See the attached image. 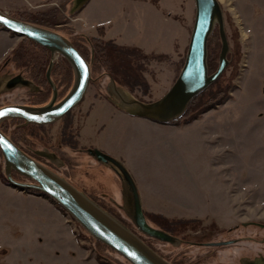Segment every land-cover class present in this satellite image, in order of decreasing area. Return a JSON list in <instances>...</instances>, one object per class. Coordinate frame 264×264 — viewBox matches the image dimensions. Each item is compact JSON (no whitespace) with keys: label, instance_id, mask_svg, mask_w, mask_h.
<instances>
[{"label":"rangeland","instance_id":"1","mask_svg":"<svg viewBox=\"0 0 264 264\" xmlns=\"http://www.w3.org/2000/svg\"><path fill=\"white\" fill-rule=\"evenodd\" d=\"M60 2L62 0H38L34 6L31 4L28 6L22 5L21 0H9L12 10L8 13L17 16L19 11L44 10L49 7L48 4ZM220 2L223 6L226 31L231 46L230 63L223 72L222 81L225 83V78L232 73L236 76L233 77V84L223 102L207 109L204 108L206 106L202 107L196 103L198 106L194 107L191 114L195 111V113L202 111L197 117L199 118L211 111L210 113L214 115L226 114L234 119L207 125V127L210 126L212 132L217 131L213 134H220L217 141L216 136L206 132L207 127L204 126L190 128L183 132L184 135L174 131V140L170 134L152 132V136L157 134L149 140L152 143L153 155L148 164L139 167L141 172H147L150 175L149 183L163 184V187L171 192L168 199L164 200L166 203L171 200L170 203L173 201L176 209L187 204L196 212L208 213L203 219L198 216L188 217L201 220L197 227L195 224L187 226L193 239L219 240L239 234L253 233L256 235L254 241L244 240L224 245L215 251L212 250L209 254L206 250L208 248L184 244L179 252L180 254L188 253L189 261L191 260L194 264H239L238 258L242 253L254 256L264 250V243L260 240L264 235V229L248 225L250 221L264 222V0H220ZM129 5V0H97L94 10L98 13L108 11L112 14L122 12V9L132 12L131 8L128 9ZM173 7L174 14L183 16L185 29L183 36L181 35L177 45L175 44L176 47L174 46L172 57L155 55L157 53H151L152 55L148 53L146 57H139V54L133 56L137 58L138 63L143 65L148 87L139 84L127 88L145 101L161 97L178 76L184 63L196 15L195 1L174 0ZM68 10L69 3L62 5V10L56 12L62 21L56 28L80 46L89 61L91 60L92 80L83 101L54 123L28 124L26 128L17 130L22 120L9 119L4 121L2 129L20 140L27 150L44 147L55 150L64 163L58 166L46 161L48 166L96 200L140 234L166 259L174 263V244L141 233L122 207V186L117 174L84 150L77 149L89 145L103 146L105 143L119 146L122 140L109 141L110 137L105 134L106 130H104L106 124L102 125V121L106 122L114 114L113 110L110 111V107L115 108L105 96L106 85L110 80L106 75L108 72L95 61L90 36H80L74 32L75 26L80 29L85 28L86 32H90L89 25H86L81 17L75 19L80 12L71 16ZM149 20L155 28H167L163 18L149 15ZM4 35H7L6 32H3ZM10 35L13 48L5 55L3 62L7 58L13 61H10L6 69L12 70L10 72L12 74L13 71L15 73L24 71L47 92L39 95L31 94L29 88L15 92L6 91L0 96V106L12 104L15 101L26 103L48 101L52 96L51 87L43 79H36L34 71L38 69L37 67L36 70L33 69L35 64H43V62L41 59L32 60L31 63H28V60H14L13 51L17 45L21 44L24 37L13 33ZM209 40V53L219 56L221 38L217 28ZM2 42L3 40L0 44ZM42 54L39 48L31 52L32 56L41 57ZM56 57V61L59 59L64 62L61 55ZM62 62L56 65L52 78L61 86L60 95L64 97L74 83V71L70 63ZM64 64L66 68L63 69L61 66ZM228 99H231V103L224 106V102ZM116 110L119 111L118 108ZM191 114L188 117H191ZM194 119L196 118L189 122ZM184 121L180 122L189 123ZM99 127L102 130L98 131ZM109 127L111 128L112 125ZM128 127L132 132L135 128H140L136 126L134 120H120V124L114 121L112 129L115 133L116 128L127 132ZM113 132H108V134L112 136ZM120 159L124 161L122 157ZM4 165V156L0 150V179L4 183V185L0 184V233L8 229L12 223L16 224L14 228L18 226V223L21 224L20 229L24 230L27 218L36 219L35 222L33 221L34 226L42 227L38 220L44 218L46 227H64L69 231L67 239L61 242L62 249L60 252L57 251V256L51 253L52 258L49 264H132L116 250L94 238L51 197L45 195L44 199H41L32 196L31 190L10 185L4 179L6 177ZM13 175L19 180H29L17 172H13ZM7 185L10 188H7ZM155 199L161 201L162 198L155 197ZM144 211L147 212L146 216L150 224L163 229H166L162 227L165 225L164 221L160 220L163 216L187 219V217L177 215L171 217L145 209ZM153 213L163 216L159 217ZM64 220L65 224H63ZM168 231L174 234V230ZM10 238L9 235L5 237L0 235V264H34L38 261L47 264L43 258H35L36 248L39 249L41 246L30 247L32 252H29L28 246H25L22 253L16 246L5 244L4 241ZM206 253L207 256L204 255Z\"/></svg>","mask_w":264,"mask_h":264},{"label":"water","instance_id":"2","mask_svg":"<svg viewBox=\"0 0 264 264\" xmlns=\"http://www.w3.org/2000/svg\"><path fill=\"white\" fill-rule=\"evenodd\" d=\"M89 1L70 0L68 14L72 16L80 12ZM194 1L196 15L190 41L182 68L171 86L161 97L145 101L111 77L106 85V97L118 108L130 115L161 123L178 120L191 101L226 70L230 63L231 46L223 6L220 0ZM0 17L3 18L0 19V26L4 29L33 40L51 53L46 70L47 80L52 86L50 100L42 105L12 103L0 107V150L4 156V173L9 183L17 188L34 189L51 197L94 238L116 250L132 264H174L66 177L26 152L2 129L1 124L9 119H22L20 126L45 125L60 120L83 101L92 80V72L90 62L72 40L61 32L21 19L1 8ZM216 28L221 38L219 64L215 71L210 72L209 38ZM57 55L65 57L74 71L71 89L58 101V87L51 75ZM16 87H28L30 91L40 90V86L22 74L0 73V94ZM83 150L117 174L122 186V207L141 233L172 244L181 243L182 240L170 231L149 223L137 180L123 160L96 146ZM34 151L58 166L64 163L56 152L47 147ZM13 172H18L29 180L16 179ZM259 224L264 225L261 222ZM234 241L221 240L208 244L221 245ZM240 264H264V255L244 256L240 259Z\"/></svg>","mask_w":264,"mask_h":264},{"label":"crops","instance_id":"3","mask_svg":"<svg viewBox=\"0 0 264 264\" xmlns=\"http://www.w3.org/2000/svg\"><path fill=\"white\" fill-rule=\"evenodd\" d=\"M36 1L38 0H21V4L28 6L31 4L34 6ZM68 1L70 0H62L60 3L48 4L49 7L44 10L51 9L53 7L62 9V5L68 3ZM96 1L97 0H90L75 18L78 19L81 17L82 21L85 22L86 25H89L88 29L90 32H86L84 27V29H80L75 26L79 32L89 36L113 39L118 44L138 46L147 53H157L162 54L165 57H172L174 46L176 47L179 37H181V35L183 36V30L185 29V20L183 16L174 14V0H129L130 5L128 6V9L131 8L132 12H126L125 9H122V12L118 11L116 14L113 13L114 15L108 11L99 13L96 12L94 10L96 8ZM0 8L7 12L12 10L9 0H0ZM149 15H156L163 18L167 28H155L149 20ZM182 18L183 21L181 20ZM3 32H6L7 35L3 36ZM10 34L11 31L0 27V41L3 40L2 44H0V62L13 48ZM109 103L111 102L109 101ZM224 103V106L227 103H231V99L226 100ZM110 108V111L112 112L113 110L114 114L106 122L104 121L103 123L102 121V125L106 124L104 130H106L105 134L110 137L109 141L111 140L112 142L116 139H121L122 146H117L111 143H105L103 146H97L102 147L112 155L118 156L119 158L122 157V159H124L127 167L131 169L130 171L133 172L135 179L138 181L144 209L155 213H164L171 217H174V215L187 218L198 216V218L202 219L206 217V214L208 213L202 214L196 212L194 208H189L187 204L180 206L178 210L174 208L173 201L170 203V200L166 203L164 200L168 199V195H170L171 192H168L165 187H163V184L149 183L148 180L150 179V175L147 172H141V168L139 167L144 164H148L150 157L153 155L152 143L149 140L153 139L154 135L157 134L152 136V132L157 131L160 134H170L174 140V131L177 134L180 133L181 135H184L185 133L183 132L189 130L190 128L202 126L207 127V125L214 123H220L223 121L226 122L228 120L231 121L234 117H228L226 114L217 116L210 113V111L201 117L194 119L192 122L174 124L172 122L161 123L148 118L133 116L116 106L115 108ZM116 108H118L119 111L116 110ZM120 120H134L136 121V126L140 128H135L133 132L129 127L127 128V132L119 131L116 128L115 133L112 129L114 121L115 123L120 124ZM111 125L112 127L110 128L109 126ZM100 127L102 128V126ZM100 127L97 129L98 131L101 129ZM107 127L110 129H106ZM207 128L206 132L210 134L217 132H212L210 126ZM108 132H113V135L110 136ZM215 136V140L217 141L220 134ZM0 184L4 185L1 179ZM7 188L10 187L7 185ZM31 195L41 199H44L45 197V195L36 192H31ZM155 197H161L162 199L159 201L158 199H155ZM35 220L36 219L34 218H27V223L25 224L26 228L24 230L20 229L21 224L18 223V226L14 228L16 224L14 225L12 223L8 229L1 231L0 235L3 237L9 235L11 238L10 240L4 241L5 244H10L12 247L16 246V248L22 251V253L25 246H28L27 250L29 252H32L30 247L41 246L39 249L36 248L37 252H35V258H43L47 264H49V260L52 258L51 253H53L54 256H57V253L62 249L61 242L67 239L69 231H67L64 227H46L44 225V218H41L40 220L37 219L42 227H35L33 224V221L35 222ZM65 223L66 222L64 220L63 224ZM34 264L42 263L38 261Z\"/></svg>","mask_w":264,"mask_h":264},{"label":"trees","instance_id":"4","mask_svg":"<svg viewBox=\"0 0 264 264\" xmlns=\"http://www.w3.org/2000/svg\"><path fill=\"white\" fill-rule=\"evenodd\" d=\"M155 2H157V1H155ZM68 3L70 5V1H68ZM61 10L62 9H59L58 7H53L51 9H47V10H36V11H30V10L25 11L24 10V11H19V13L16 15L18 17L26 20V21H30V22L35 23V24H39V25H42V26H45L48 28L55 29V30L61 32L62 34L66 35L60 29L56 28V26L58 24L62 23V21L58 18L57 14H56L57 11H61ZM74 32L76 35L89 37V36H86V34L79 32L77 29H74ZM11 33H13V32H11ZM13 34H15V33H13ZM67 37L70 38L69 36H67ZM89 38H91L90 41L92 44V51L94 52V59H95V61H97L100 64V66H103L105 68V70L108 72L107 74L106 73L105 74L107 76H109V79L111 77H113L118 84L124 85V86L129 87V88L130 87L132 88V87H134V85H139V84L145 85L146 88L148 87L147 78H146L145 74L143 73V71H144L143 65L141 63L137 62V58L133 57L135 54H137V55L139 54V57L140 56L146 57L148 55V53H146L143 49H141L138 46L118 44L113 39H105V38L97 37V36H90ZM73 43L78 47V49L82 53H84L83 50H81L80 46H78L75 42H73ZM209 43H210V40H209ZM37 48L41 49V51L43 52L41 57H38L37 55L36 56L31 55V52H34V50L36 51ZM13 52H14V54H13L14 60L15 59L19 60V61L28 60V63L29 62L31 63L32 60L35 61L37 59H41L43 64H40V63L35 64L34 63L35 64L34 67L35 68L37 67V69H38V72L35 73V77H36V79H43V81L48 84V80L46 77V69H47V64H48V58L47 57H49V55H50L49 49H47L46 47H44L42 45H39L38 43L34 42L33 40H31L27 37H24L21 44L17 45V47L14 49ZM21 54H23V56H21ZM152 54H155V53H152ZM152 54L150 53V55H152ZM155 55L164 56L162 54H155ZM46 58H47V60H46ZM63 61H64V63L68 64V61L66 58H63ZM95 61L93 60L94 63H95ZM208 61H209L210 72L215 71L216 68L218 67V64H219V56H215V54L209 53ZM90 65H91V62H90ZM92 65H93V63H92ZM56 67L57 66H55V68ZM61 67L64 69V68H66V65L64 64ZM55 68H54V71H55ZM91 71H92V66H91ZM223 74L220 76V78L218 80H216L214 83H212L210 86H208L204 91H202L197 97H195L191 101V103H190L188 109L186 110V112L184 113V115L180 119L172 121V123H181L180 122L181 120H185L184 122H189L193 118H197L198 115L200 114V112H202V111H198V113H195L196 112L195 111V112H192V114H191V111L194 110V107L198 106L199 104L202 105V107L206 106L204 108L207 109V108H212V107L216 106L217 103L223 102L224 99L228 95L229 88L233 84V77L236 76L235 73L234 74L232 73L228 78H225L226 81H225V83H223V81H222L223 76H224ZM44 92H47L46 89L44 90ZM205 102H208V103H205ZM205 109H203V110H205ZM189 114H191L192 116L188 117ZM3 123L1 124V127H3ZM32 125H36V124H32ZM23 128H26V126H24V127L20 126L17 128V130H20ZM10 137L19 146L26 149L20 140H18L17 138H15L13 136H10ZM4 179L9 183V181L6 179V177H4ZM28 190H31L32 192L41 193V192L36 191L34 189H28ZM41 194H43V193H41ZM43 195H45V194H43ZM153 215H157L159 217L163 216L161 214H155V213H153ZM158 219H160V218H158ZM160 220L164 221V224H165L162 227H165L168 230L171 229V231L174 229L177 231H181L184 228H186L189 224H195V226L197 227L198 223H200V221H201L200 219H185V218L184 219H182V218H175L174 219V218H169L166 216H163V218ZM156 221L159 222L158 220H156ZM160 224H161V222H160ZM172 227H173V229H172ZM190 264H193V263L190 261Z\"/></svg>","mask_w":264,"mask_h":264},{"label":"flooded vegetation","instance_id":"5","mask_svg":"<svg viewBox=\"0 0 264 264\" xmlns=\"http://www.w3.org/2000/svg\"><path fill=\"white\" fill-rule=\"evenodd\" d=\"M85 57H86V59L89 61V58L84 54V53H82ZM62 56V55H61ZM48 58V64H49V61H50V58H51V53H50V55H49V57H47ZM47 58H46V60H47ZM57 58V57H56ZM62 58H65V57H63L62 56ZM4 59H5V57H4ZM3 59V60H4ZM10 59V58H9ZM14 59V58H13ZM45 59V58H44ZM3 60L0 62V73L1 74H3V73H5V72H8V73H10V72H12V70H10V69H6V68H8V65H9V63H10V61H13V60H8V58L6 59V61H4L3 62ZM68 61V60H67ZM62 61H60L59 59H57V61H56V59H55V64H54V66H53V69H52V74L51 75H53L54 74V68H55V66H56V64H59V63H61ZM90 62V61H89ZM62 63H64V62H62ZM68 63H70L69 61H68ZM48 64H47V67H48ZM71 65V64H70ZM34 70H36V68H33ZM36 72H38V70H36V71H34V73H36ZM17 74H22V75H24V76H26L28 79H31L32 81H34L38 86H40V90L39 91H30L29 93H31V94H33V93H35V94H43L44 93V90H45V88L43 87V86H41L39 83H37L34 79H32L31 77H29V76H27L26 75V73L24 72V71H17L16 73L13 71V75H17ZM55 81V80H54ZM48 83H49V81H48ZM55 83H56V81H55ZM57 84V87H58V98H57V101L58 100H60L61 98H63V97H61V91H60V85L58 84V83H56ZM49 85H50V83H49ZM50 87H51V91H52V86L50 85ZM26 88H28V87H16V88H14L13 90H12V92H15L16 90H21V89H26ZM107 94V93H106ZM106 94H105V96H106ZM0 96H1V94H0ZM106 99H108L107 97H106ZM50 100V99H49ZM48 100V101H49ZM48 101H46V102H29V103H26V102H19V101H15V102H13V103H22V104H30V105H42V104H45V103H47ZM108 101H110L109 99H108ZM111 102V101H110ZM81 103V102H80ZM79 103V104H80ZM111 104L112 105H114V106H116L114 103H112L111 102ZM5 105H7V104H5ZM3 106V105H2ZM1 107V106H0ZM117 107V106H116ZM71 111V110H70ZM69 111V112H70ZM68 112V113H69ZM67 113V114H68ZM65 116V115H64ZM63 116V117H64ZM62 117V118H63ZM61 118V119H62ZM20 120H22V119H20ZM23 121V120H22ZM87 147H95V145H89V146H82V147H80V148H77L79 151H81V150H83V149H85V148H87ZM96 147H98V148H100L99 146H96ZM24 149V148H23ZM38 149H42V148H38ZM50 149V148H49ZM100 149H102V150H104L103 148H100ZM26 152H28L29 154H31L32 156H34L36 159H38L39 161H41V162H43L44 164H46V165H48L47 163H46V161H49L48 159H46L45 157H43V156H41V155H39V154H37L34 150V148L33 149H31V150H27V149H24ZM50 150H52V149H50ZM29 151H31V152H29ZM52 151H54V152H56L55 150H52ZM104 151H106V150H104ZM107 152V151H106ZM57 153V152H56ZM109 153V152H108ZM58 154V153H57ZM59 155V154H58ZM50 162V161H49ZM52 163V162H51ZM53 169V168H52ZM18 173V172H17ZM22 175V174H21ZM22 176H24V175H22ZM24 177H26V176H24ZM27 178V177H26ZM114 200H116V199H114ZM117 201V200H116ZM118 202V201H117ZM119 203V202H118ZM187 219H189V218H187ZM260 223V221H250L249 222V226H254V227H256V228H260V229H264V225H261V224H259ZM261 223H264V222H261ZM174 235L175 236H177L178 238H180L182 241H181V243L179 244V245H176V244H174V264H182L183 262L184 263H186V264H190L189 262L191 261H189V256H188V253H186V252H184L183 254H180V252H179V250L181 249V248H183L182 246L184 245V244H188V245H199V246H201V247H203V248H208V249H206L207 250V252H208V254L212 251V250H216V249H218V248H220V247H222V246H224V245H228V244H221V245H214V244H208V243H210V242H213V241H221V240H235L234 242H231V243H229V244H233V243H239V242H242V241H244V240H246V241H254L255 239H256V235H254L253 233H248V234H239V235H233L232 237H230V238H227V239H219V240H217V239H207V240H205V239H200V240H195V239H193L192 237H191V233H190V229H188V227H186V228H184L183 230H181V231H177V230H175L174 229ZM260 240H262V242L264 243V235H263V237L260 239ZM162 241V240H161ZM211 248H214V249H211ZM262 254H264V250L263 251H259L256 255H254V256H252V255H250V254H248V253H242L240 256H239V258H238V261H239V264H240V259L242 258V257H244V256H249V257H255V256H257V255H262ZM204 255H206L207 256V253L206 254H204ZM205 257V256H204ZM192 262V261H191ZM193 264H194V262H192Z\"/></svg>","mask_w":264,"mask_h":264},{"label":"snow or ice","instance_id":"6","mask_svg":"<svg viewBox=\"0 0 264 264\" xmlns=\"http://www.w3.org/2000/svg\"><path fill=\"white\" fill-rule=\"evenodd\" d=\"M0 19H3L2 17H0Z\"/></svg>","mask_w":264,"mask_h":264}]
</instances>
